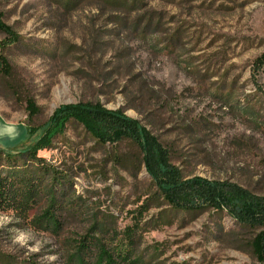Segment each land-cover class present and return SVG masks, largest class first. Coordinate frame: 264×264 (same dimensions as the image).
I'll return each instance as SVG.
<instances>
[{
	"label": "rangeland",
	"instance_id": "rangeland-1",
	"mask_svg": "<svg viewBox=\"0 0 264 264\" xmlns=\"http://www.w3.org/2000/svg\"><path fill=\"white\" fill-rule=\"evenodd\" d=\"M0 57V152L44 146L65 194L59 237L0 210V263L67 264L66 242L112 247L131 229L141 264H262L250 243L264 235V0H0ZM80 103L135 123L166 165L149 172L144 137L100 141ZM207 186L251 195L259 223Z\"/></svg>",
	"mask_w": 264,
	"mask_h": 264
},
{
	"label": "trees",
	"instance_id": "trees-1",
	"mask_svg": "<svg viewBox=\"0 0 264 264\" xmlns=\"http://www.w3.org/2000/svg\"><path fill=\"white\" fill-rule=\"evenodd\" d=\"M126 1V0H125ZM152 26L151 20L147 22L143 32L149 31ZM158 29V26L156 27ZM14 41L15 38L13 39ZM0 73L9 76L11 65L7 59L0 57ZM31 117L38 114V108L31 100L27 101ZM71 108H63L55 116V124L63 123L66 117H58L59 114H71ZM78 119L85 123L97 138L106 140L121 139L124 136H131L141 142L142 137L146 138L143 149L147 152L149 172L162 170L166 165V156L159 146L154 145L149 134L144 132L140 135L139 128L135 123L130 122L120 114L106 112L100 103L82 104L75 108ZM57 118V119H56ZM53 124V126L55 125ZM95 125L101 127L96 130ZM51 124L46 127V132L53 136L54 128ZM36 146V145H34ZM28 147L21 151L0 152V210L11 211L17 218L30 221L31 225L59 237L63 231L64 222L59 216V198L65 194L62 191L64 177L60 172L38 157V150L44 146ZM154 174V173H153ZM155 175V174H154ZM156 176V175H155ZM208 191L215 195L214 204L219 208L223 203L235 208L239 214L240 223L248 226H255L259 222L254 219V211L259 203L251 195L237 188H232L230 193L224 192L222 187L207 186ZM170 188H163L167 200L179 206L174 200L180 193L177 190L169 191ZM63 200V199H62ZM179 202V200H178ZM260 207V206H259ZM34 215H31L32 213ZM136 227V226H135ZM127 242L109 247L100 241L92 240L90 235L80 238V241L66 242L67 264H141V255H136L138 240L136 232L128 229ZM252 255L264 264V235H258L250 243ZM3 264V263H0Z\"/></svg>",
	"mask_w": 264,
	"mask_h": 264
}]
</instances>
